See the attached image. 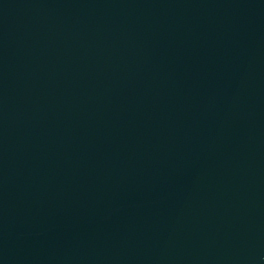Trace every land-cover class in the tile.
<instances>
[{
    "label": "water",
    "instance_id": "water-1",
    "mask_svg": "<svg viewBox=\"0 0 264 264\" xmlns=\"http://www.w3.org/2000/svg\"><path fill=\"white\" fill-rule=\"evenodd\" d=\"M0 264H264V0H0Z\"/></svg>",
    "mask_w": 264,
    "mask_h": 264
}]
</instances>
